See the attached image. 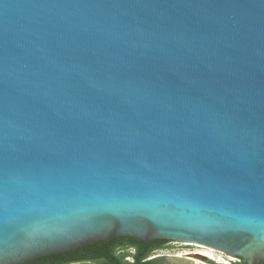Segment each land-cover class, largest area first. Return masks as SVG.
Wrapping results in <instances>:
<instances>
[{
  "label": "water",
  "instance_id": "water-1",
  "mask_svg": "<svg viewBox=\"0 0 264 264\" xmlns=\"http://www.w3.org/2000/svg\"><path fill=\"white\" fill-rule=\"evenodd\" d=\"M117 237L264 261V0H0V264Z\"/></svg>",
  "mask_w": 264,
  "mask_h": 264
},
{
  "label": "flooded vegetation",
  "instance_id": "flooded-vegetation-1",
  "mask_svg": "<svg viewBox=\"0 0 264 264\" xmlns=\"http://www.w3.org/2000/svg\"><path fill=\"white\" fill-rule=\"evenodd\" d=\"M122 238V237H117ZM114 238L106 242V246L101 247V254L94 255V257L84 258L80 255H73L72 250L57 253L47 256H42L22 264H218L211 261L206 256L199 254L198 245L183 243L172 240H150L148 242L142 241L141 247L138 243H134L131 240L121 239L117 245H115ZM131 238V237H128ZM135 244V245H134ZM158 245L155 248L150 249L152 246ZM197 246V247H196ZM196 248V249H195ZM201 249H207L201 247ZM74 250V249H73ZM213 252L227 264H245L243 259L239 257H232L223 252ZM199 256L206 258L205 261L201 260ZM224 264V263H221ZM260 264H264L262 261Z\"/></svg>",
  "mask_w": 264,
  "mask_h": 264
},
{
  "label": "trees",
  "instance_id": "trees-1",
  "mask_svg": "<svg viewBox=\"0 0 264 264\" xmlns=\"http://www.w3.org/2000/svg\"><path fill=\"white\" fill-rule=\"evenodd\" d=\"M121 239H127V240L133 241L134 243H138L137 246L139 245V247H140V244H141V247L143 245L141 243L142 242L141 240L135 239V238H128V237H122V238L115 239L114 240L115 245L118 244V242H116V241L121 240ZM139 242H140V244H139ZM105 244H106V242H103V241L94 242L92 244H88V245L76 248V249L72 250V252H70V253H72L73 255H80V257H84V258L94 257V255L101 254V252H99V251H100L101 247L106 246ZM157 246L158 245H154L150 249L155 248ZM138 264H139V262H138Z\"/></svg>",
  "mask_w": 264,
  "mask_h": 264
},
{
  "label": "bare ground",
  "instance_id": "bare-ground-1",
  "mask_svg": "<svg viewBox=\"0 0 264 264\" xmlns=\"http://www.w3.org/2000/svg\"><path fill=\"white\" fill-rule=\"evenodd\" d=\"M185 244V243H184ZM188 244V243H187ZM191 244V243H190ZM197 247V246H196ZM202 246H199L198 245V248L201 249ZM206 251H199L198 253L203 255L204 257L206 256L207 258H209L210 260H217L216 257H215V253L213 252V250H207V249H204ZM202 257V256H201Z\"/></svg>",
  "mask_w": 264,
  "mask_h": 264
},
{
  "label": "built area",
  "instance_id": "built-area-1",
  "mask_svg": "<svg viewBox=\"0 0 264 264\" xmlns=\"http://www.w3.org/2000/svg\"><path fill=\"white\" fill-rule=\"evenodd\" d=\"M211 261H214V260H211ZM214 262L215 263H218V264H221V263L227 264L226 262H224L223 260H221L219 257Z\"/></svg>",
  "mask_w": 264,
  "mask_h": 264
},
{
  "label": "rangeland",
  "instance_id": "rangeland-1",
  "mask_svg": "<svg viewBox=\"0 0 264 264\" xmlns=\"http://www.w3.org/2000/svg\"><path fill=\"white\" fill-rule=\"evenodd\" d=\"M196 249V248H195ZM198 251H206V250H204V249H200V248H198ZM215 257H216V259L218 258V256L215 254ZM220 257V256H219ZM198 261L199 262H202V260H199L198 259ZM206 264H208L207 262H205Z\"/></svg>",
  "mask_w": 264,
  "mask_h": 264
}]
</instances>
